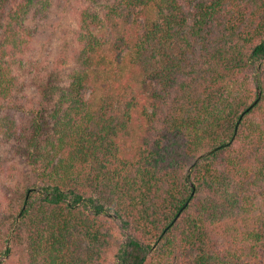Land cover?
Segmentation results:
<instances>
[{
    "label": "trees",
    "instance_id": "trees-1",
    "mask_svg": "<svg viewBox=\"0 0 264 264\" xmlns=\"http://www.w3.org/2000/svg\"><path fill=\"white\" fill-rule=\"evenodd\" d=\"M52 2L0 0V147L26 172L9 225L27 264H264V0H88L22 106L28 23Z\"/></svg>",
    "mask_w": 264,
    "mask_h": 264
},
{
    "label": "rangeland",
    "instance_id": "rangeland-1",
    "mask_svg": "<svg viewBox=\"0 0 264 264\" xmlns=\"http://www.w3.org/2000/svg\"><path fill=\"white\" fill-rule=\"evenodd\" d=\"M88 4V0H53L47 21L37 23L36 21H31L28 23L36 34V40L31 46V50H29L27 59H31L30 61H35V63L25 66L24 74L26 75V80L22 85L25 88L27 87L31 98L29 97L24 101V104H21L22 106H29L31 105V103H28L30 100L33 101V98L35 100L38 98L37 85L41 75L35 74L40 70L41 66L50 69L73 48L75 32L79 29L80 13ZM258 69L260 71V66H258ZM14 152L11 151V147L5 142L0 147V153L3 154L2 159L7 157L6 164L17 165L16 170L13 169L14 172L11 176L0 172V250H2L0 253L4 252L6 246H11L13 247L12 256L10 259L2 258L4 264H27L28 244L25 242L26 233L23 232L22 234L24 242L13 241V236L21 222V217L18 218L12 229L9 225L10 209L17 206V196H19L17 193L26 180V172H23V167L19 163V155ZM9 158L10 161L8 160ZM115 223L122 226L121 220L116 219V217ZM123 232V236L129 235L127 229H124ZM5 238L7 241H5ZM2 242H6V244L3 245Z\"/></svg>",
    "mask_w": 264,
    "mask_h": 264
},
{
    "label": "water",
    "instance_id": "water-1",
    "mask_svg": "<svg viewBox=\"0 0 264 264\" xmlns=\"http://www.w3.org/2000/svg\"><path fill=\"white\" fill-rule=\"evenodd\" d=\"M260 96H261V93H260ZM211 153H212V152H208V153L204 154L203 156H208V155H210ZM203 156H201L200 158H198V159L196 160L195 164L198 163V162L201 160V158H202Z\"/></svg>",
    "mask_w": 264,
    "mask_h": 264
}]
</instances>
